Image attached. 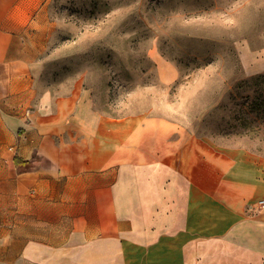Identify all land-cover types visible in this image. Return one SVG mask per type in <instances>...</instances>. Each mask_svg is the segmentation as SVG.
<instances>
[{
  "label": "crops",
  "instance_id": "0c3cea01",
  "mask_svg": "<svg viewBox=\"0 0 264 264\" xmlns=\"http://www.w3.org/2000/svg\"><path fill=\"white\" fill-rule=\"evenodd\" d=\"M49 0H0V264H264V157L43 85Z\"/></svg>",
  "mask_w": 264,
  "mask_h": 264
},
{
  "label": "rangeland",
  "instance_id": "374dc122",
  "mask_svg": "<svg viewBox=\"0 0 264 264\" xmlns=\"http://www.w3.org/2000/svg\"><path fill=\"white\" fill-rule=\"evenodd\" d=\"M49 4L45 87H82L105 115L169 117L264 157V0Z\"/></svg>",
  "mask_w": 264,
  "mask_h": 264
},
{
  "label": "built area",
  "instance_id": "2783aa9c",
  "mask_svg": "<svg viewBox=\"0 0 264 264\" xmlns=\"http://www.w3.org/2000/svg\"><path fill=\"white\" fill-rule=\"evenodd\" d=\"M260 206H264V201H259L258 203Z\"/></svg>",
  "mask_w": 264,
  "mask_h": 264
},
{
  "label": "trees",
  "instance_id": "16d2710c",
  "mask_svg": "<svg viewBox=\"0 0 264 264\" xmlns=\"http://www.w3.org/2000/svg\"><path fill=\"white\" fill-rule=\"evenodd\" d=\"M253 104H254V102H253ZM253 104H252V105H253ZM255 105H256V104H255ZM259 106H261V103L259 104ZM253 110H254V109H253ZM263 110H264V109H263Z\"/></svg>",
  "mask_w": 264,
  "mask_h": 264
}]
</instances>
